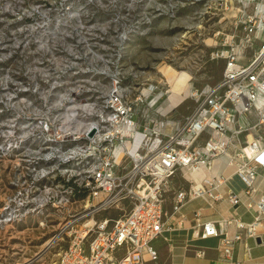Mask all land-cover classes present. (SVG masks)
<instances>
[{"label":"built area","instance_id":"obj_1","mask_svg":"<svg viewBox=\"0 0 264 264\" xmlns=\"http://www.w3.org/2000/svg\"><path fill=\"white\" fill-rule=\"evenodd\" d=\"M209 1L224 6V18L235 32L222 33L223 40L215 42L210 57L223 60L221 77L190 88L187 97L194 107L182 121L167 117L174 106L163 110L171 89L163 91L152 82L123 85L116 68L107 73L109 87L85 88L90 95L80 102L72 95L79 91L67 92L66 102L72 106L66 107L65 115H22L23 129L28 131L20 135L16 147L25 149L19 163L25 179L36 185L42 179L60 177L69 189L60 202L69 205L75 202L72 196L81 194L85 205L77 219L91 217L78 228L71 224L67 246L54 261L41 264L155 260L152 241L172 226L168 218L178 213L184 201L224 197L218 187L228 175L210 174L214 160L222 155L227 157L225 167L244 184L253 219L244 222L232 216L202 221L195 213L193 236L223 234L220 253L233 260L242 233L256 239L264 231V191L256 200L250 197L255 179L264 171V0ZM199 169L208 173L199 183L185 176ZM178 172L186 184L173 191L168 212L165 203ZM43 191V200L57 193L51 185L43 186ZM225 197L232 207L241 202L238 193L230 191ZM121 201L130 203L128 211L94 219V214ZM231 222L238 231L221 233V227ZM244 250L248 255L249 246ZM203 254L204 250L196 252ZM233 264L253 263L234 260Z\"/></svg>","mask_w":264,"mask_h":264},{"label":"rangeland","instance_id":"obj_2","mask_svg":"<svg viewBox=\"0 0 264 264\" xmlns=\"http://www.w3.org/2000/svg\"><path fill=\"white\" fill-rule=\"evenodd\" d=\"M226 12L209 0H0V264L51 263L67 246L71 224L78 228L91 218L77 219L83 195L60 202L69 190L60 177L36 185L25 179L19 164L25 149L16 147L28 131L22 115L59 118L72 106L67 92L79 91L72 95L80 102L90 95L85 88L109 87L107 73L116 68L123 85L171 89L174 104L182 90L188 105L167 116L182 121L194 107L190 88L221 77L224 62L210 53L222 33L235 32ZM226 162L225 155L216 158L212 173L221 174ZM173 182L186 184L179 172ZM47 185L57 193L43 200ZM129 208L121 201L94 219Z\"/></svg>","mask_w":264,"mask_h":264},{"label":"crops","instance_id":"obj_3","mask_svg":"<svg viewBox=\"0 0 264 264\" xmlns=\"http://www.w3.org/2000/svg\"><path fill=\"white\" fill-rule=\"evenodd\" d=\"M176 102L173 112L183 104L188 105L186 104V100L179 95H177ZM190 111L186 115H188ZM212 170L210 171L211 175H228V178L218 187L224 197L217 201L210 200L207 197L188 198L184 201L178 213L168 218V223H172V226L164 229L162 233L152 241V245L157 251V258L155 260L146 258L144 264H233L234 260L241 262L249 260L253 264H264V231H261L256 239L247 237L242 233L241 241L235 245L233 260L224 258L220 253V239L223 234L207 238L193 236L192 230L195 222V213L199 214L202 221H221L226 218L231 219L232 216L244 222H250L253 219V208L249 209L246 206L250 198L243 192V182L233 174L229 167H224L221 174L218 172L213 174ZM185 176L195 179L193 175L187 174ZM202 177L203 176H201V178ZM199 180L195 179L196 182ZM177 186L178 185L172 181L170 192L167 195L165 203V209L168 212L171 207L173 191ZM254 187L255 190L251 192L250 197L256 200L262 191H264V171H260V174L254 181ZM230 191L240 195L241 202L236 207H232L225 197ZM236 231H238V229L234 222L221 227V233L230 235ZM245 245L249 246L248 255L244 250ZM198 250H204V254L196 255Z\"/></svg>","mask_w":264,"mask_h":264},{"label":"bare ground","instance_id":"obj_4","mask_svg":"<svg viewBox=\"0 0 264 264\" xmlns=\"http://www.w3.org/2000/svg\"><path fill=\"white\" fill-rule=\"evenodd\" d=\"M211 42H212V40H211ZM180 90H178V92H177V94L176 95H179L180 94ZM184 92V91H183ZM184 94H186L185 92H184ZM173 107L174 106V103H173V101L170 99L169 100V102L166 104V106L163 108V110L165 111V110H168L170 107ZM204 172H205V175H204ZM193 175L194 176V178L196 179V180H199L200 178H201V176H206V175H208V173L206 172V171H204L203 169H199V170H194V171H192V172H190V173H185V175ZM201 180V179H200ZM200 180L198 181V183L200 182Z\"/></svg>","mask_w":264,"mask_h":264},{"label":"water","instance_id":"obj_5","mask_svg":"<svg viewBox=\"0 0 264 264\" xmlns=\"http://www.w3.org/2000/svg\"><path fill=\"white\" fill-rule=\"evenodd\" d=\"M90 134H92V132Z\"/></svg>","mask_w":264,"mask_h":264}]
</instances>
